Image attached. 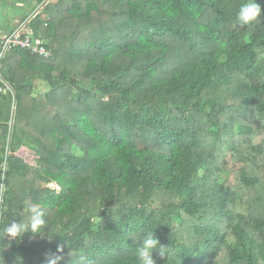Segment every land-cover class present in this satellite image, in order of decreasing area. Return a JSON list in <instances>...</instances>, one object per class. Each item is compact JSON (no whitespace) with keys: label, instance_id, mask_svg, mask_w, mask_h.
Here are the masks:
<instances>
[{"label":"trees","instance_id":"trees-1","mask_svg":"<svg viewBox=\"0 0 264 264\" xmlns=\"http://www.w3.org/2000/svg\"><path fill=\"white\" fill-rule=\"evenodd\" d=\"M248 2L39 0L29 27L51 57L17 48L1 70L4 264H139L147 232L172 250L156 264H264V12L241 27ZM33 203L46 228L9 241Z\"/></svg>","mask_w":264,"mask_h":264},{"label":"clouds","instance_id":"clouds-1","mask_svg":"<svg viewBox=\"0 0 264 264\" xmlns=\"http://www.w3.org/2000/svg\"><path fill=\"white\" fill-rule=\"evenodd\" d=\"M261 6L256 3V0H249L248 3L243 4L236 13L235 19L238 24L243 26L251 25L254 21L259 22L258 18L261 17ZM26 217L12 221L5 227V236L9 241L16 240L18 237L24 236L27 232L34 235L39 234L47 226L45 219V210L39 203H33L25 209ZM3 237V238H4ZM158 249V254L161 258H170L172 250L169 245H162L154 232H147L140 238L139 246L136 249L135 257L139 264H156L153 259V253ZM18 261L22 262V257H17ZM55 259L51 260L49 264H54ZM4 264V261H0Z\"/></svg>","mask_w":264,"mask_h":264},{"label":"built area","instance_id":"built-area-1","mask_svg":"<svg viewBox=\"0 0 264 264\" xmlns=\"http://www.w3.org/2000/svg\"><path fill=\"white\" fill-rule=\"evenodd\" d=\"M29 19L22 21L16 24L15 28L10 34H6L0 36V95L11 93L13 96L14 101V92L11 86L2 78L1 70L3 68V61L5 60L6 56L14 49H22L30 52L32 55L42 56L43 58L47 59L51 57V50L47 49L45 46L44 41L41 38H37L34 36L32 30L29 27ZM10 153L9 149L7 150ZM16 156L20 157L25 161V163L29 164L30 166H35L37 156L34 152L28 149L25 146H21L16 153L11 152ZM5 171L6 167L1 166L0 172V220L2 215L3 209V198H4V190H5ZM50 187L59 191V187L55 184H50ZM0 261L2 259V248L0 245Z\"/></svg>","mask_w":264,"mask_h":264},{"label":"crops","instance_id":"crops-1","mask_svg":"<svg viewBox=\"0 0 264 264\" xmlns=\"http://www.w3.org/2000/svg\"><path fill=\"white\" fill-rule=\"evenodd\" d=\"M38 3L39 0H0V36L10 34L16 24L36 14L38 11L30 13V8L35 10Z\"/></svg>","mask_w":264,"mask_h":264},{"label":"rangeland","instance_id":"rangeland-1","mask_svg":"<svg viewBox=\"0 0 264 264\" xmlns=\"http://www.w3.org/2000/svg\"><path fill=\"white\" fill-rule=\"evenodd\" d=\"M34 8H35V10H34L33 8H30V13H31V12L33 13V12H35V11H39V10H40L39 5H36ZM38 90H39V93H40V94H43V93H45V91H47V88H45L44 85L39 84V85H38ZM225 165H226V169H227V170H232V165H231V162L229 161V158H227V159L225 160Z\"/></svg>","mask_w":264,"mask_h":264}]
</instances>
